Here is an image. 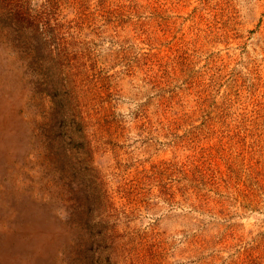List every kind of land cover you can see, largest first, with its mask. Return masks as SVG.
Returning <instances> with one entry per match:
<instances>
[{
    "label": "rangeland",
    "instance_id": "1",
    "mask_svg": "<svg viewBox=\"0 0 264 264\" xmlns=\"http://www.w3.org/2000/svg\"><path fill=\"white\" fill-rule=\"evenodd\" d=\"M0 264H264V0H0Z\"/></svg>",
    "mask_w": 264,
    "mask_h": 264
},
{
    "label": "trees",
    "instance_id": "2",
    "mask_svg": "<svg viewBox=\"0 0 264 264\" xmlns=\"http://www.w3.org/2000/svg\"><path fill=\"white\" fill-rule=\"evenodd\" d=\"M70 134H72V133H70ZM82 137H84V134H82Z\"/></svg>",
    "mask_w": 264,
    "mask_h": 264
}]
</instances>
